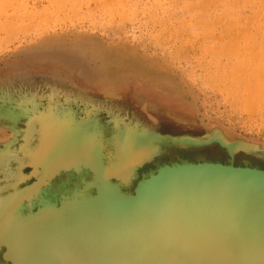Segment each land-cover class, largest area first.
<instances>
[{
  "label": "rangeland",
  "instance_id": "1",
  "mask_svg": "<svg viewBox=\"0 0 264 264\" xmlns=\"http://www.w3.org/2000/svg\"><path fill=\"white\" fill-rule=\"evenodd\" d=\"M185 162L264 169V0H0V264ZM211 223L163 238L201 255Z\"/></svg>",
  "mask_w": 264,
  "mask_h": 264
},
{
  "label": "water",
  "instance_id": "2",
  "mask_svg": "<svg viewBox=\"0 0 264 264\" xmlns=\"http://www.w3.org/2000/svg\"><path fill=\"white\" fill-rule=\"evenodd\" d=\"M226 148L232 155L237 153ZM114 192L106 198L104 192L92 196L89 207H78L77 219L61 220L57 231L48 222L43 234L37 232L39 242L33 239L27 253L16 251L12 263L141 264L152 252V264H264V258L240 252L244 245L259 248V256L264 252V239L257 237L264 236V227L259 225L264 220V169L213 162L174 163L159 166L148 176L143 174L134 193ZM81 210L86 213L79 214ZM200 214L210 219L206 229L218 232V237L206 239L201 255L182 258L177 245L163 238L165 227L163 221L159 225V217L166 221L169 217L168 233L179 238L175 218ZM243 222L253 223L247 226L248 233L238 227ZM229 233L249 238L225 240Z\"/></svg>",
  "mask_w": 264,
  "mask_h": 264
},
{
  "label": "trees",
  "instance_id": "3",
  "mask_svg": "<svg viewBox=\"0 0 264 264\" xmlns=\"http://www.w3.org/2000/svg\"><path fill=\"white\" fill-rule=\"evenodd\" d=\"M162 221H166V219H164L163 216H160L159 217V225L162 224ZM154 258H155V256L151 252L145 259H143L144 261L141 264H152V262L154 261ZM159 258H160V261H161V257H159ZM126 264H134V263H126Z\"/></svg>",
  "mask_w": 264,
  "mask_h": 264
}]
</instances>
